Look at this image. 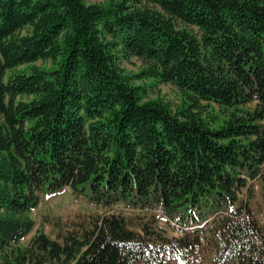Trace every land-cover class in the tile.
Segmentation results:
<instances>
[{"label":"trees","instance_id":"obj_1","mask_svg":"<svg viewBox=\"0 0 264 264\" xmlns=\"http://www.w3.org/2000/svg\"><path fill=\"white\" fill-rule=\"evenodd\" d=\"M255 179L264 205V0H0V264H264ZM63 188L151 218L44 216L22 244Z\"/></svg>","mask_w":264,"mask_h":264},{"label":"rangeland","instance_id":"obj_2","mask_svg":"<svg viewBox=\"0 0 264 264\" xmlns=\"http://www.w3.org/2000/svg\"><path fill=\"white\" fill-rule=\"evenodd\" d=\"M107 0H90L92 3H103ZM41 65V62H38ZM121 68L126 74L137 73L142 66V63L132 57L130 59H122L120 61ZM137 84L139 82H136ZM149 97L156 98L161 97L173 105H177L180 102V92L179 90L169 84H159L154 85L149 89ZM253 107V105H252ZM211 108L218 110L217 106L212 105ZM253 186L255 197L251 201V207L254 211L256 217L258 218L260 224L264 226V205L262 202V185L260 180L255 179L250 182ZM246 193V189L240 195ZM120 211L122 212L128 220V225L131 229L135 231H142V224L147 223L151 218L150 215L145 218L137 217L136 215H142V213L135 211L132 208L124 207L122 204H114L109 210L94 205L82 196H77L71 192L69 188H63L58 192L44 194L42 193L41 202L37 208L32 211V217L35 219L36 224L31 233L21 242L26 245L29 240L34 236L39 228H42L47 236L51 239L56 238V227L53 223L43 222L44 216L47 217H58L61 221H79L91 214L102 215L106 212ZM157 221L153 223L155 229L161 230L166 236L173 237L178 236L179 232L176 230L173 223L169 222L167 218H164L161 212L156 213Z\"/></svg>","mask_w":264,"mask_h":264}]
</instances>
